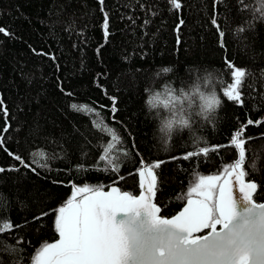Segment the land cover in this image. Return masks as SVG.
I'll use <instances>...</instances> for the list:
<instances>
[{"label": "trees", "instance_id": "obj_1", "mask_svg": "<svg viewBox=\"0 0 264 264\" xmlns=\"http://www.w3.org/2000/svg\"><path fill=\"white\" fill-rule=\"evenodd\" d=\"M237 141L259 202L264 0H0V264L57 240L73 187L136 195L141 157L161 215L203 190L217 217Z\"/></svg>", "mask_w": 264, "mask_h": 264}, {"label": "water", "instance_id": "obj_2", "mask_svg": "<svg viewBox=\"0 0 264 264\" xmlns=\"http://www.w3.org/2000/svg\"><path fill=\"white\" fill-rule=\"evenodd\" d=\"M240 75L233 73L225 96L239 97ZM236 151L238 158L218 183L213 219L211 204L194 195L172 215H161L155 171L141 156L136 195L116 185L74 187L81 207L79 243L49 264H264V199L253 200L256 184L244 178Z\"/></svg>", "mask_w": 264, "mask_h": 264}, {"label": "rangeland", "instance_id": "obj_3", "mask_svg": "<svg viewBox=\"0 0 264 264\" xmlns=\"http://www.w3.org/2000/svg\"><path fill=\"white\" fill-rule=\"evenodd\" d=\"M207 182L209 183V180ZM211 194L212 193L209 191L202 190L201 192L196 193V197L209 201ZM78 215V204L75 202L68 203L58 209L55 218V227L59 233V238L54 243L47 244L39 249L35 254L32 264H48L50 257L54 253H58L67 248L69 237L74 240L76 239V237H74V232L77 229L76 222ZM74 240H71L70 247H73L76 244V241Z\"/></svg>", "mask_w": 264, "mask_h": 264}, {"label": "flooded vegetation", "instance_id": "obj_4", "mask_svg": "<svg viewBox=\"0 0 264 264\" xmlns=\"http://www.w3.org/2000/svg\"><path fill=\"white\" fill-rule=\"evenodd\" d=\"M78 222V221H77ZM78 233L76 232V230H75V232H74V237H76V239L74 240V239H72L71 237H69L68 238V241H69V243H68V245H71V240H74V241H76V244L73 246V247H75L76 245H77V243H78ZM57 240H58V238H57ZM56 240V241H57ZM54 243V242H53Z\"/></svg>", "mask_w": 264, "mask_h": 264}, {"label": "crops", "instance_id": "obj_5", "mask_svg": "<svg viewBox=\"0 0 264 264\" xmlns=\"http://www.w3.org/2000/svg\"><path fill=\"white\" fill-rule=\"evenodd\" d=\"M71 203H74V201L73 202H71ZM76 203V202H75ZM78 213H79V204H78Z\"/></svg>", "mask_w": 264, "mask_h": 264}, {"label": "bare ground", "instance_id": "obj_6", "mask_svg": "<svg viewBox=\"0 0 264 264\" xmlns=\"http://www.w3.org/2000/svg\"><path fill=\"white\" fill-rule=\"evenodd\" d=\"M179 4H177V6H178Z\"/></svg>", "mask_w": 264, "mask_h": 264}]
</instances>
